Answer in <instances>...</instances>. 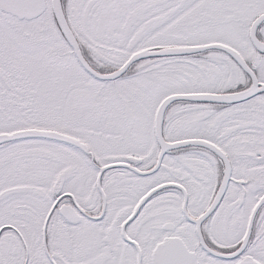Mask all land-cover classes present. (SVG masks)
Segmentation results:
<instances>
[{"label": "snow or ice", "instance_id": "snow-or-ice-1", "mask_svg": "<svg viewBox=\"0 0 264 264\" xmlns=\"http://www.w3.org/2000/svg\"><path fill=\"white\" fill-rule=\"evenodd\" d=\"M0 264H264V0H0Z\"/></svg>", "mask_w": 264, "mask_h": 264}]
</instances>
